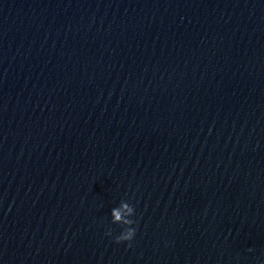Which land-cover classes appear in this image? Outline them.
<instances>
[{"label":"clouds","instance_id":"obj_1","mask_svg":"<svg viewBox=\"0 0 264 264\" xmlns=\"http://www.w3.org/2000/svg\"><path fill=\"white\" fill-rule=\"evenodd\" d=\"M122 210L124 211L122 212ZM125 212L128 217H133L135 215V207L126 201H121L118 207L111 210V223L123 226L120 234L114 237V242L117 244L131 242L136 234V227L133 225L138 224V221L125 218ZM106 235L112 236L111 228L108 229Z\"/></svg>","mask_w":264,"mask_h":264}]
</instances>
